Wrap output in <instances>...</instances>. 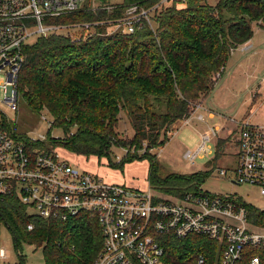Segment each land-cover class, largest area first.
Returning <instances> with one entry per match:
<instances>
[{"label": "trees", "instance_id": "1", "mask_svg": "<svg viewBox=\"0 0 264 264\" xmlns=\"http://www.w3.org/2000/svg\"><path fill=\"white\" fill-rule=\"evenodd\" d=\"M96 1L101 4L96 11L92 0H87L80 12L51 20L91 24L94 32L87 39L51 35L24 48L18 95L33 114L41 116L46 110L53 117L49 137L54 129L65 134L63 141L48 138L42 147L62 146L88 157L107 156L113 146L135 148L127 158H139L141 151L142 157L151 158L153 189L175 198L199 190L210 178L209 172L160 177L157 155L150 150L164 148L169 129L190 117L195 105L214 91L232 52L253 38V24L264 28V0H219L215 6L206 0H174L155 12L156 30L144 22L133 34L120 30L110 35L107 28L123 18L127 7L151 10L162 0H123L109 11L101 7L110 0ZM180 2L184 8H177ZM122 111L135 132L131 140L122 139L117 132ZM2 125L15 138L28 139L5 118ZM72 128L77 129L75 134ZM226 145L227 140L219 142L213 163ZM244 206L249 223L264 229V210ZM0 210L10 226L15 249L19 250L21 242L41 247L45 264H94L103 247L98 222L89 214L68 222L48 221L29 216L13 198L0 202ZM30 224L33 230H28ZM156 239L164 247L165 264H197L200 256L206 264L217 263L220 246L205 237ZM257 253L264 264V250Z\"/></svg>", "mask_w": 264, "mask_h": 264}, {"label": "built area", "instance_id": "2", "mask_svg": "<svg viewBox=\"0 0 264 264\" xmlns=\"http://www.w3.org/2000/svg\"><path fill=\"white\" fill-rule=\"evenodd\" d=\"M173 1L162 0L151 10L138 5L127 7L123 18L110 28L133 34L144 22L151 26V13ZM86 2L0 0V74L5 77L0 85L3 92L0 102L17 110L18 80L29 39L61 35L59 33L65 29H77L74 33L83 30V35L78 37L71 31L63 35L73 40L91 36V24L51 23L52 19L80 12ZM101 8L109 11L114 7ZM203 108L196 104L190 117L169 129L168 138L172 139L180 129L190 126L194 116L203 122V114H197ZM41 119L47 121L44 114ZM247 120L241 123L234 142L238 151L233 180L255 187L264 198V126ZM52 123L49 122V128ZM219 133L220 129L214 127L202 133L199 144L186 151L184 159L194 165L197 160L210 156L211 145L216 149ZM43 144H48L47 136L15 138L3 128L0 119V202L17 199L29 216L48 221L68 222L89 214L97 220L103 238V247L94 264H165L164 247L156 238L173 236L184 240L192 235L219 244L216 264H262L257 252L264 250V229L249 223L246 207L233 197L214 195L200 187L186 192L182 198H175L176 201L164 200L156 197L152 190L141 192L107 183L63 158L57 148H43ZM217 173L221 178L229 176V171L222 167ZM33 228L32 224L28 226V230ZM7 257V251L0 247V262ZM197 264H206L205 257L200 256Z\"/></svg>", "mask_w": 264, "mask_h": 264}, {"label": "rangeland", "instance_id": "3", "mask_svg": "<svg viewBox=\"0 0 264 264\" xmlns=\"http://www.w3.org/2000/svg\"><path fill=\"white\" fill-rule=\"evenodd\" d=\"M218 1L206 0L212 6ZM122 2L123 0H110L107 5L115 7ZM91 4L94 9L101 6L96 0H92ZM171 5L172 3L166 6ZM184 7L183 2L177 4L179 9ZM154 15L155 12L151 13L149 20L151 29L156 30L157 24L153 19ZM76 30L65 29L59 34L65 35L68 31L74 33ZM253 30L254 36L251 45L254 48L250 51L248 49H238L235 54L233 53L226 65L223 77L216 84L214 91L207 97L205 106L203 100L198 103L203 104L204 108L197 114H203L206 121L198 122L195 116L192 117L191 125L183 127L172 139H169L161 155L162 148L154 149L150 154L158 155V174L160 177H166L170 174L192 175L199 172H209L210 178L201 184L203 190L214 195H229L244 205L264 210V198L261 197L258 189L253 186L234 183L233 180V170L237 165L238 151L234 142L241 123L248 119L247 121L254 125L264 126V31L259 26H255ZM91 32H94V30ZM115 32H117L116 29L107 28V35ZM82 33L83 30H78L74 33V37H78ZM38 39V36L32 37L29 39L28 45H34ZM4 82L5 77L0 74V85ZM0 94L3 98L1 90ZM208 112H213L216 118L209 119ZM41 114L46 116L47 121L42 120L41 116L33 114L21 97H19L16 111L0 102V119L4 120L5 118L11 124V127L16 128V132L27 135L30 139L39 138L40 135L48 136L49 122H54V119L46 110H43ZM223 119L227 120L226 123L222 122ZM222 123L225 124L223 128L220 127ZM204 124L209 127L222 128L223 134L220 135L222 138L220 140H227V145L221 152L220 159L217 162H209L215 156V146L211 145L212 154L202 160H197L192 165L184 159L183 155L189 149H194L197 146L200 137L192 132L190 128L194 125L202 126ZM71 132L75 134L77 129L72 128ZM117 132L122 139L131 140L134 138L135 132L125 111H122L119 115ZM64 136L62 130L54 129L48 138H60L63 141ZM55 148L63 158H66L78 168L97 175L107 183L124 185L141 192L152 190L158 198L176 201L174 195L151 187L149 177L152 160L150 157H142L141 152L143 151L137 153L139 158L129 160L127 150L131 148L113 146L107 156L91 155L89 157L75 154L62 146ZM134 151L135 148H132L128 153L134 154ZM220 167L229 171L228 178L219 177L217 169ZM0 247L8 253L7 259L2 260L0 264H21L20 255L23 257V264H45V256L41 247L30 246L21 242L19 250L15 249L12 234L4 222L0 224Z\"/></svg>", "mask_w": 264, "mask_h": 264}, {"label": "crops", "instance_id": "4", "mask_svg": "<svg viewBox=\"0 0 264 264\" xmlns=\"http://www.w3.org/2000/svg\"><path fill=\"white\" fill-rule=\"evenodd\" d=\"M219 2V1H218ZM217 2V3H218ZM216 3V4H217ZM215 4V5H216ZM211 5V4H210ZM215 5H213V6H215ZM258 27L259 26V28L260 29H262L263 31H264V28L263 27H261L259 24H257V23H255V24H253V29H254V27ZM252 40V39H251ZM251 40L249 41V42H247V43H245L244 45H241V46H239L237 49H235L233 52H232V54L234 53L235 54V52L238 50V49H242V50H247L248 49V51H250V49H252V48H254L253 47V45H251ZM232 54H231V56H230V58L232 57ZM225 71H226V69H225ZM206 100H207V98H205L204 100H203V102H204V106H205V102H206ZM203 105V104H202ZM208 118L209 119H211V120H213V119H215L216 117H215V114L213 113V112H208ZM224 120V119H223ZM196 121H198V120H196ZM204 121H206V119H205V117H204ZM203 121V122H204ZM226 121L227 120H224V121H222V122H224V123H226ZM198 122H200V121H198ZM241 122V121H240ZM224 123H222V126H220V127H224L225 126V124ZM220 127H214V128H219L220 129V133H219V138H218V141H217V145H216V149H215V156H214V158H213V160L211 161V160H209V162H212L213 163V161H214V159H215V157H216V152H217V146H218V144H219V142L221 141L220 139H222L221 138V134H223V132H222V128H220ZM209 128H213V127H209L207 124H204V125H202V126H199V125H194V126H192L190 129H191V131L192 132H194L196 135H198V137H200V135L202 134V133H205V132H207L208 131V129ZM222 132V133H221ZM199 144V143H198ZM197 144V145H198Z\"/></svg>", "mask_w": 264, "mask_h": 264}, {"label": "water", "instance_id": "5", "mask_svg": "<svg viewBox=\"0 0 264 264\" xmlns=\"http://www.w3.org/2000/svg\"><path fill=\"white\" fill-rule=\"evenodd\" d=\"M0 217H2V219H3L4 223L6 224V226H7L8 228H10V226L5 222V219H4V217L2 216L1 210H0ZM14 240H16V236H15V235H14ZM20 258L22 259V263H24L23 257H22L21 255H20Z\"/></svg>", "mask_w": 264, "mask_h": 264}]
</instances>
